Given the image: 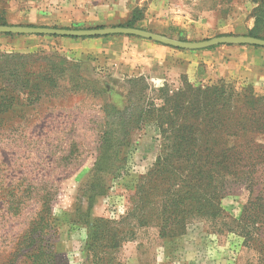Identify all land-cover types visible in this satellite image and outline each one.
I'll return each instance as SVG.
<instances>
[{
	"label": "rangeland",
	"instance_id": "obj_1",
	"mask_svg": "<svg viewBox=\"0 0 264 264\" xmlns=\"http://www.w3.org/2000/svg\"><path fill=\"white\" fill-rule=\"evenodd\" d=\"M158 1L0 0V24L74 30L125 27L137 11L144 30L190 42L245 36L254 26L257 0H182L178 4L179 14L187 18L184 30L171 27L162 33L148 29L152 26L147 17ZM170 4L174 1L168 0ZM208 12L216 17L204 16ZM221 24L226 25L222 31L234 32L220 34L215 27ZM261 29L264 32V24ZM9 35L10 40L20 36ZM56 39L25 51L0 46V264H31L38 245L45 254H55V264H86L88 223L94 219L110 223L108 236L117 242L108 250L111 264H264V215L261 224H248L247 244L225 226L219 232L203 221L187 223L179 236L163 232L156 218L140 226L146 208L136 186L159 155L150 126L133 132L121 150L119 170L104 179L106 191L87 200L96 183L89 174L100 145L103 109L126 105L130 79L142 77L150 88L166 85L171 91L183 82L174 76L155 82L147 73L113 75L105 51L74 43L87 38H68L65 43ZM14 56L20 58H6ZM220 80L235 91L251 87L255 96L264 97V84L236 79L187 82L208 87ZM256 141L264 145V138L257 136ZM260 191L264 198L262 185L247 191L243 184H228L220 201L226 220H238L244 206L251 209ZM249 213L251 223L254 211Z\"/></svg>",
	"mask_w": 264,
	"mask_h": 264
},
{
	"label": "trees",
	"instance_id": "obj_2",
	"mask_svg": "<svg viewBox=\"0 0 264 264\" xmlns=\"http://www.w3.org/2000/svg\"><path fill=\"white\" fill-rule=\"evenodd\" d=\"M254 3V26L245 36L264 40V0ZM136 14L125 27L144 30ZM180 80L182 87L171 91L166 85L150 88L142 77L130 79L126 105L103 109L100 145L89 174L96 183L91 185L94 190L87 200L106 191L104 179L119 170L121 150L128 146L133 132L150 126L156 133L159 155L136 186L146 208L140 226L156 218L163 232L179 236L187 223L203 221L219 232L225 226V231L237 234L247 244L248 224L262 223L261 191L252 208L244 206L241 217L230 222L220 201L228 184H243L247 191L251 185L264 186V145L256 141L257 136L264 138V97L255 96L251 87L235 91L222 80L208 87L192 85L183 76ZM250 211H254L251 223ZM109 224L104 219L88 223L86 264H111L108 250L117 242L108 236ZM33 257L31 264H55V254H45L41 245Z\"/></svg>",
	"mask_w": 264,
	"mask_h": 264
},
{
	"label": "crops",
	"instance_id": "obj_3",
	"mask_svg": "<svg viewBox=\"0 0 264 264\" xmlns=\"http://www.w3.org/2000/svg\"><path fill=\"white\" fill-rule=\"evenodd\" d=\"M170 1H174V4H170L171 6L166 5L168 0H160L156 3L155 12H151L147 17L152 26L148 29L163 31L162 33H166L171 27L184 30L183 20L187 18H182L179 14L182 11L180 12V4H178L182 0ZM208 13L210 14L204 16L216 17L215 12ZM215 28L220 34L234 32L222 31L221 28H226L225 24L217 25ZM249 29L250 27L247 30ZM42 38L20 35L10 40L5 34H0V46L9 44L25 51L26 48L34 47L35 44L56 43L55 40H57L50 36ZM67 39L59 37V43H65ZM66 43H73V41ZM74 43L89 46L94 50L97 49L98 52L105 51L110 72L122 77L147 73L155 82H165L169 76L175 78L183 76L188 80L197 79L203 82L236 79L254 85L264 84V49L253 46L220 45L212 49L188 51L130 36L87 38Z\"/></svg>",
	"mask_w": 264,
	"mask_h": 264
},
{
	"label": "water",
	"instance_id": "obj_4",
	"mask_svg": "<svg viewBox=\"0 0 264 264\" xmlns=\"http://www.w3.org/2000/svg\"><path fill=\"white\" fill-rule=\"evenodd\" d=\"M0 34L50 37H107L130 36L149 40L164 46L180 50H201L220 45H240L264 48V40L244 35H224L199 42L181 41L150 31L128 27H110L94 29H60L50 27L0 26Z\"/></svg>",
	"mask_w": 264,
	"mask_h": 264
}]
</instances>
